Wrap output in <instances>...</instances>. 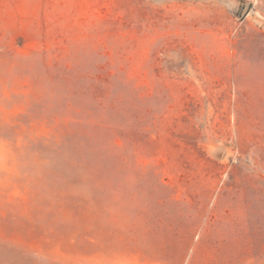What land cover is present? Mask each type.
<instances>
[{"label": "rangeland", "instance_id": "rangeland-1", "mask_svg": "<svg viewBox=\"0 0 264 264\" xmlns=\"http://www.w3.org/2000/svg\"><path fill=\"white\" fill-rule=\"evenodd\" d=\"M223 73L264 0H0V264H264Z\"/></svg>", "mask_w": 264, "mask_h": 264}, {"label": "crops", "instance_id": "crops-1", "mask_svg": "<svg viewBox=\"0 0 264 264\" xmlns=\"http://www.w3.org/2000/svg\"><path fill=\"white\" fill-rule=\"evenodd\" d=\"M221 80H231L235 95V112L230 121L235 148L245 163L264 176V73H223ZM229 124V123H228Z\"/></svg>", "mask_w": 264, "mask_h": 264}]
</instances>
